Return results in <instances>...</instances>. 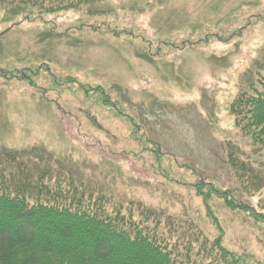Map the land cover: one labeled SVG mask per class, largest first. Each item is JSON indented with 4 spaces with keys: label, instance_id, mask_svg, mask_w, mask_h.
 Returning <instances> with one entry per match:
<instances>
[{
    "label": "rangeland",
    "instance_id": "obj_1",
    "mask_svg": "<svg viewBox=\"0 0 264 264\" xmlns=\"http://www.w3.org/2000/svg\"><path fill=\"white\" fill-rule=\"evenodd\" d=\"M52 3L0 0V70L30 77L0 75V168L41 175L50 187L55 174L68 178L77 190L66 192L77 191L84 205L103 194L139 217L140 203L162 213L174 237L195 228L199 240L179 242L188 244L173 254L179 259L189 248L191 259L207 263L216 250L202 252V237L220 236L228 250L264 264V224L213 197L219 230L189 185L200 176L264 203V153L229 112L264 48V0H91L68 10ZM229 142L251 168L246 186L224 162ZM154 144L177 163L150 165L152 153L142 150Z\"/></svg>",
    "mask_w": 264,
    "mask_h": 264
},
{
    "label": "trees",
    "instance_id": "obj_2",
    "mask_svg": "<svg viewBox=\"0 0 264 264\" xmlns=\"http://www.w3.org/2000/svg\"><path fill=\"white\" fill-rule=\"evenodd\" d=\"M87 1L91 0H53L50 7L68 10ZM198 41L184 43H200ZM201 42L208 43V37ZM0 75L8 76V79L30 80L25 71L20 70H0ZM242 80L239 91L229 103V112L236 128L264 153V48ZM28 83L39 89L32 82ZM81 88L83 91L92 90L90 87L87 90L84 86ZM94 89L101 101L106 102L103 90L100 87ZM40 92L45 94L44 91ZM135 138L139 140L138 136ZM142 152L152 153L153 163L150 165L158 170H162L165 158L173 162L176 158L164 152L159 144L151 145L150 149L143 145ZM17 155L16 151H6L5 159L13 164L20 159ZM224 162L240 178L247 177L251 170L230 142L227 143ZM182 166L193 174L198 172L190 164L183 163ZM5 177L12 184L5 183ZM37 177L34 179V176L26 177L25 174L15 177L13 173L6 175L4 169L0 168V264H203L201 259L189 257V248H184L187 251L184 257L187 259L173 256L178 252L179 244L188 245L179 243L184 238L194 240L191 242L199 240L200 234L191 232L190 229H195L192 226L184 232V236L174 237L173 230L168 228V231H164L166 227L161 225L163 215L157 210L138 203V210H141L137 217L132 209L123 207L121 203L103 194L84 205L76 197L77 191L66 192L65 189L77 190L68 178L55 174L50 187L40 179L41 175ZM63 181L67 182L66 186H63ZM242 181L246 186L245 178ZM189 185L208 206L206 216L213 220L219 230V223L208 205L213 197L222 200L231 211L247 216L256 224H264V203L261 201H257V205L251 204V201L239 197L234 190L223 189L200 176ZM202 238V252L216 250L215 256H205V264H261L250 255L228 250L221 244L220 236L211 243L206 236Z\"/></svg>",
    "mask_w": 264,
    "mask_h": 264
}]
</instances>
